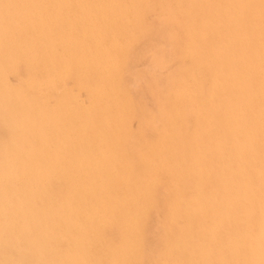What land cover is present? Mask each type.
I'll use <instances>...</instances> for the list:
<instances>
[{
  "label": "bare ground",
  "instance_id": "1",
  "mask_svg": "<svg viewBox=\"0 0 264 264\" xmlns=\"http://www.w3.org/2000/svg\"><path fill=\"white\" fill-rule=\"evenodd\" d=\"M17 67L0 89V207L32 210L57 184L43 206L75 219L72 240L123 209V243L146 206L126 209L140 194L117 197L125 181L168 176L185 203L155 212L184 223L189 264H264V0H0V76ZM98 176L120 179L115 197Z\"/></svg>",
  "mask_w": 264,
  "mask_h": 264
},
{
  "label": "rangeland",
  "instance_id": "2",
  "mask_svg": "<svg viewBox=\"0 0 264 264\" xmlns=\"http://www.w3.org/2000/svg\"><path fill=\"white\" fill-rule=\"evenodd\" d=\"M138 60L140 62V59H138ZM136 63L137 62L135 61L134 62V65ZM135 66L137 67V69L140 67V65L138 63ZM23 71H24V68L23 67H17L16 70H15V72H13V69L11 68V71H9L8 73H6L8 75V77H7L6 74L4 75V77L0 76V78H1L0 81L2 80V83H0V89L2 87H4V86H8V85L10 87L13 83H16V81H18L17 80L18 77L20 78L25 73V71L24 72ZM10 72H12V73H10ZM18 72L20 74H18ZM9 74H11V75H9ZM12 77L14 79L13 80L14 82L11 79ZM9 87H7V88H9ZM9 95H10L9 93H6V96H9ZM5 118H6V116H4L2 114V111H1V108H0V120H1L0 121V138H1L0 140H2V139L3 140L4 139L7 140V138H8V132H7V130L5 128H3V125L1 124V123H4L5 122V121L3 122V120ZM124 160H127V162L130 161L129 164L132 165V166H140L139 165L140 162L138 164V159H129V160L128 159H124ZM127 162L125 163V161H123V162H118L116 164H117L118 167H120V166H125L127 164ZM133 177H135V179H138V178H136V176H132L130 178L133 182L128 181L130 179H127L125 182L126 183L129 182L128 184L130 185V187H129V185L125 184V185H127V187L124 188L125 189L124 192H122V189H121V185L120 184H122V182L121 183L119 182L120 179H109V177H107V176H103L102 178H100L98 176V177L92 178L90 182L91 183H94L96 185H99V184L101 185L102 184L101 186L102 187L104 186V188H105V189H103L104 190L103 193L109 192V193L112 194V197H115V194H116L115 191H117V190L119 191L120 189L121 190L118 192L119 194L118 195L116 194L117 197H119V195L121 197L123 194L124 195H132V196H136V195L140 194V197H138L134 202L128 201L127 202V207H126V209H129V208L130 209L131 208L132 209H134V208L139 209L140 208V205L139 204H142V202H145L144 204L146 205V206H143L142 205L143 207H145V212L142 213V217L139 218V223H138L137 227L136 228L134 227L135 229H137V232H134V234H135L133 236V239L134 240H127L126 242H123L122 241L123 243H121V240H122L121 237L122 236H121L120 229L117 226V225H119V224H117V222H119L118 221L119 218L123 214H125V212H124L123 209H121V210H119L117 212L115 211L113 213V215H111L110 218L108 219L107 224H105V223L100 224L101 221L99 222L98 220L93 219L92 222L90 223V225L89 224L84 225V228L81 229L80 236H79V238H77L78 240H76V239H73L72 240V238H70L69 235L73 231V229H71V225H72V221H73L74 218L68 216L66 210L60 209L57 206H43L44 203L46 202V198H53L56 195L59 197V195H60V192H59L60 188H58L59 185L56 184V185H54L56 187V189L54 187H51L50 191H46V189L44 190V192L42 193V195H40L41 197L44 196V202H43V204L42 205L40 204L39 206L34 207L32 210H30V209L28 210V209L24 208L21 211L16 212V214H15L14 213L15 211H13L11 209L0 207V220H1V222H0V250H1L0 251V264H10V263L11 264H34V263L35 264H70V263H68V262H70L68 259H74V260H76V262H74V263L72 262L73 264H79V263H81V264H105L106 263L107 264L106 261H108L109 264H143L144 262H147V263H144V264H148V261L151 264H155V262H157L156 264H182V263L183 264L184 263H186V264L188 263L189 264V256L186 253V250L185 249H183L184 251L182 249L180 251H176L175 250L176 247H179L180 246L179 248H183L187 244L186 239L184 238L183 234H181V233H184V230H185V225H184L183 221H181L183 224H181L180 221H178V222H175V223H171L170 225H169L168 221H167V223H166V221H164V220H166L169 217L168 216L169 213L168 214L166 213V211H169L166 208V206H167L168 209H169V204H170L169 203L170 201H168L169 199H173V197H177L179 199H182V200H179V201H180V204L182 203V205H184L185 198L184 199L182 198V197H184V193L181 192V190H183V184L179 183L178 184L179 187H180V185H182L179 188L176 184L175 185L173 184L174 183L173 182L174 180H172V178H170L168 176H165V177L163 176L162 179H161V177L158 178L159 181L156 180V184L155 185L153 184L155 181H152L151 182V180H149V179H142V182L144 181V184L146 185L145 186L144 184H141L142 182L139 183L141 179H139L138 182H135V179ZM166 177H168V178H166ZM96 178H98V179H96ZM163 178H166L167 180L164 179V180H166L164 182ZM168 179H170L169 182H168ZM105 180H106V182H105ZM160 180L161 181L163 180V181L161 182ZM100 181H102V182H100ZM115 181H117V182H115ZM166 182H167V184H166ZM86 183H87V181H86ZM138 183H139L140 186L138 185ZM147 183L149 185H147ZM133 184L136 185V186H132L131 187V185H133ZM160 184H161V186H166V187H162V188H164V190L161 189V192L164 191L163 195H164L165 198L162 196V194L160 195V190H159L160 189L159 187H161ZM168 184L169 185L171 184V185L169 186ZM61 185H60V187H61ZM142 185L145 186V189L142 188V187H144ZM158 185H159V187L156 188V186H158ZM176 186H177V188H176ZM174 187H175V189H172ZM62 188H64V186H62L61 189ZM165 188H167V192L169 190V192L166 193V194H165V191H166ZM176 189H178V190H176ZM56 190H58L57 191L58 194L56 193ZM141 190H142V192H141ZM53 191L55 193H53ZM60 191H63V190H60ZM172 191L173 192L176 191V194H174V196H171L170 195ZM130 192H132V194ZM177 192H180V194H177ZM94 193H95L94 195L99 194L97 192V190H95ZM134 193H138V194H134ZM167 195L170 196V197H168ZM89 196H91V195H89ZM156 196L158 198L160 197L159 198L160 200L163 197L164 199L162 201H160V202H163V201L164 202L163 203H159V200H157V197ZM178 196H181V197H178ZM80 198L82 199V196L81 195H80ZM166 198H169V199H167L165 201ZM91 199L92 200L89 203H94L95 200H96V198H93V197H91ZM112 199H114V198H112ZM79 202L81 204H83V199L80 200ZM165 203H166V205H165ZM153 204H155V206H156V204H157V206H159V205L160 206L159 207H154ZM161 204H162V206H161ZM163 206L165 207L164 209L162 208ZM155 208H157L156 210H161V208H162L161 211L164 210L163 211L164 212L163 215H165V218L166 219L164 218V216H163V218H161L162 217L161 216L162 214H160L161 211H157L158 213L156 214ZM152 211H153V214H152ZM19 213H20V215H19ZM165 213L167 214V216H166ZM31 214H32V216H30ZM154 214L156 215L155 216L156 219H154L155 217L154 218H151V215L153 216ZM157 215L159 217H157ZM21 216H24V217H21ZM149 217L152 220L149 219ZM145 219L147 221H145ZM148 219L151 220L150 221L151 223L149 222ZM159 221H164V222L161 223V226H160V222ZM35 222H36V224H35ZM49 222H50V224H49ZM93 222H94V225H93ZM155 222H158V223H155ZM2 223H3V226H2ZM33 223H34V225H33ZM70 223H71V225H70ZM147 223H149L151 226L148 225ZM103 224H105V225H103ZM67 225H69V227H67ZM182 225H184V229H183ZM156 226H158V227L155 228ZM178 226H180L181 228L178 227ZM106 227H108V228H106ZM114 227H116L118 230L116 228H114ZM151 227H152V229H151ZM110 228H111V230H109ZM105 229L107 230V233L109 235L106 233V231L104 233V230ZM162 229H165V230L163 231ZM33 230H35V232ZM158 230L159 231L161 230V231L159 232ZM173 230H174V232H173ZM15 231H16V233H15ZM146 231H147V235L145 233ZM152 231H154V232H152ZM155 232H157V233H155ZM172 233H173V235H170ZM175 233L177 235H175ZM34 234H35V237H34ZM105 234H107L108 236H106ZM67 235H68L69 238L67 237ZM103 235L105 236V239H104ZM145 235H146V237H145ZM151 235H152V238H150ZM155 235H157L158 237L153 238ZM164 235H165V237L168 235L167 236L168 238L167 237L165 238ZM169 235H170V237H169ZM113 237H115V239ZM171 237L172 238H175V239H172V241L170 239V241H168L167 239H169ZM91 238H94V239H91ZM164 238H165V241L167 240L168 243L164 242V240H163ZM221 238L222 237L219 236L218 237V241H221L222 242V239ZM102 239H103V241H102ZM107 239H108V241H107ZM112 239H113V241H112L113 243L110 241ZM26 240H27V242H26ZM56 240H58V241H56ZM71 240H72V242H70ZM146 240H148V242ZM149 240H151V242ZM116 241L118 243L120 242L121 244H118ZM174 241H175V243H174ZM178 241H179V245H178ZM181 241H182V243H181ZM10 242L12 244H9ZM104 242H105V244H104ZM145 242L147 244H145ZM23 243H24V245H23ZM59 243H60V245H59ZM153 243H154V245H153ZM6 244H7V247L10 248L9 250L6 247ZM35 244H36V246H35ZM71 244H73L74 246L71 245ZM108 244L110 245V247H106L105 246V245L109 246ZM144 244H145L146 248H145ZM157 244H159V245H157ZM161 244H163V245L160 248ZM53 245L55 246L54 248H53ZM167 245H169V247L171 249ZM165 246H166V248H165ZM37 247H38V249H37ZM111 247H112V249L115 247V249L111 250ZM120 247H121V249H120ZM12 248H13V251L11 250ZM58 248H60V249H58ZM144 248L146 250H144ZM155 248H158V249L156 250ZM5 249H7V252L5 251ZM35 249H36V251H35ZM106 250L111 251V253L110 252H107ZM164 250H167V251H164ZM174 250H175V253L173 254L172 252H174ZM10 251H12V253ZM15 251H17V252H15ZM181 251H183V252H181ZM60 252L62 254H60ZM153 252H155V253H153ZM167 252H169L168 256H166L167 255ZM22 253L25 254L24 259H23V256L24 255ZM163 253L164 254L166 253V254L164 255ZM176 253L177 254L179 253V254L176 255ZM10 254H15V255H10ZM26 254H28V255H26ZM16 255H19V256L17 257ZM37 255H38V257H37ZM46 255H48V256H46ZM143 255H145L146 258ZM163 255L166 258L165 257L163 258L162 257ZM29 256H30V258H29ZM32 256H35L38 259H36L34 257L31 258ZM148 256H150V257H148ZM181 256H183L184 258L181 257ZM26 257H27V259H25ZM148 258H150V259L152 258L155 262H152L153 260L151 261L150 259L148 260ZM161 258H163V259H161ZM56 259L59 260V261H57ZM157 259H158V261H157ZM17 260H19V261H17ZM36 260H37V262H35ZM64 260H66V261H64ZM141 261H142V263H141ZM169 261H170V263H169Z\"/></svg>",
  "mask_w": 264,
  "mask_h": 264
}]
</instances>
